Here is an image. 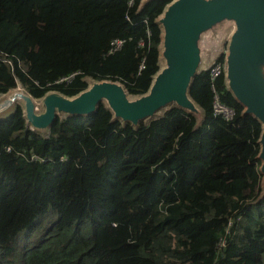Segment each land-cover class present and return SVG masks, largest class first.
<instances>
[{
	"label": "trees",
	"instance_id": "trees-1",
	"mask_svg": "<svg viewBox=\"0 0 264 264\" xmlns=\"http://www.w3.org/2000/svg\"><path fill=\"white\" fill-rule=\"evenodd\" d=\"M129 1L0 0V99L17 87L71 98L88 79L147 94L173 0ZM214 63L188 86L200 119L170 103L132 124L101 101L40 134L13 102L0 119V264H263L262 125Z\"/></svg>",
	"mask_w": 264,
	"mask_h": 264
},
{
	"label": "water",
	"instance_id": "water-1",
	"mask_svg": "<svg viewBox=\"0 0 264 264\" xmlns=\"http://www.w3.org/2000/svg\"><path fill=\"white\" fill-rule=\"evenodd\" d=\"M224 20L235 29L227 46L226 80L229 90L262 125L260 172L264 176V0H173L159 19L163 28L162 56L166 66L157 73L147 94L129 100L122 87L113 82L94 83L73 99L49 94L42 99L45 111L35 113L34 100L20 88L0 101V110L20 99L27 122L46 128L59 112L89 114L106 99L114 116L137 124L154 116L170 103L198 113L188 96V86L198 72L200 35ZM55 100L62 103L61 106Z\"/></svg>",
	"mask_w": 264,
	"mask_h": 264
},
{
	"label": "rangeland",
	"instance_id": "rangeland-1",
	"mask_svg": "<svg viewBox=\"0 0 264 264\" xmlns=\"http://www.w3.org/2000/svg\"><path fill=\"white\" fill-rule=\"evenodd\" d=\"M146 1L147 0H142L143 3ZM232 32H233L232 21L224 20L220 23L215 24L214 26L211 27L210 30L205 31L200 35V37L198 39V46L200 49V63L198 65L197 71H201V70L208 68V66L210 64L215 62V60H214L215 57H216L215 59L217 60V58L221 54L224 55V52L227 50L228 41L230 39ZM165 66H166V60L163 58V56L161 54L160 59H159V71H161ZM261 69H262V67H261ZM103 81L113 82V81H109V80H103ZM88 82L90 84L89 85V88H90L94 83H98V82H102V81H93L91 79H88ZM113 83H115L116 85L121 87V85L118 82H113ZM18 88H20L23 91V89L21 87H17L16 90ZM49 94H56V93H49ZM8 95H6L3 99L7 98ZM73 98L74 97L66 98V99H73ZM128 99L133 100V99H136V97L130 96V97H128ZM33 100H34V104H35V113L36 114L43 113L45 111V109H44V106L42 103V99H33ZM0 101H2V99H0ZM101 101L104 104H106L107 106H109L106 99H103ZM15 102H18V103L24 105V102L20 99L16 100ZM171 104H174V103L172 102ZM10 107L7 109L0 110V119L8 116L13 111L14 108L13 107L10 108ZM193 113L196 115V117L198 119L201 118L197 113H195V112H193ZM58 114L60 116L65 115L64 112H59ZM159 114H160V111H159ZM29 127L31 129L38 131L40 134H45V130H41V128L36 129V128L32 127L31 125H29ZM263 193H264V176L262 178V194ZM262 261L264 264V253L262 254Z\"/></svg>",
	"mask_w": 264,
	"mask_h": 264
},
{
	"label": "built area",
	"instance_id": "built-area-1",
	"mask_svg": "<svg viewBox=\"0 0 264 264\" xmlns=\"http://www.w3.org/2000/svg\"><path fill=\"white\" fill-rule=\"evenodd\" d=\"M129 4H131V0L129 1ZM235 28V25L232 24V30ZM122 41L121 40H115L111 44L113 46V50L117 49L121 45ZM225 59L227 55V50L224 52ZM1 57L3 59H1ZM0 60H3L4 62H8V60L3 57L2 55L0 56ZM226 61V60H225ZM224 61V64L220 62H215L211 68V76L216 77L221 71H226V62ZM213 111L214 114L221 115L226 119H230L234 115V111L231 108L226 107L225 105L221 104L217 98H215L213 102Z\"/></svg>",
	"mask_w": 264,
	"mask_h": 264
},
{
	"label": "bare ground",
	"instance_id": "bare-ground-1",
	"mask_svg": "<svg viewBox=\"0 0 264 264\" xmlns=\"http://www.w3.org/2000/svg\"><path fill=\"white\" fill-rule=\"evenodd\" d=\"M229 21V20H228ZM232 24H234V22L232 21ZM235 25V24H234ZM211 29V28H210ZM209 29V30H210ZM235 29V28H234ZM234 29H233V31H234ZM232 35V34H231ZM231 37V36H230ZM230 40V39H229ZM229 42V41H228ZM55 103L57 104V105H59V106H61L62 105V103H60V102H58L57 100H55Z\"/></svg>",
	"mask_w": 264,
	"mask_h": 264
},
{
	"label": "crops",
	"instance_id": "crops-1",
	"mask_svg": "<svg viewBox=\"0 0 264 264\" xmlns=\"http://www.w3.org/2000/svg\"><path fill=\"white\" fill-rule=\"evenodd\" d=\"M197 114L200 116L201 115L200 111Z\"/></svg>",
	"mask_w": 264,
	"mask_h": 264
}]
</instances>
